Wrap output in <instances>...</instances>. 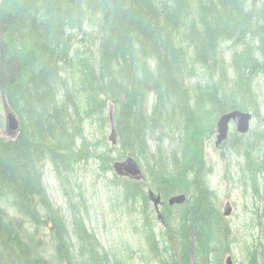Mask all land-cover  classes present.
Masks as SVG:
<instances>
[{
    "label": "trees",
    "instance_id": "16d2710c",
    "mask_svg": "<svg viewBox=\"0 0 264 264\" xmlns=\"http://www.w3.org/2000/svg\"><path fill=\"white\" fill-rule=\"evenodd\" d=\"M259 75L264 0H0V108L19 121L16 134H0V264H128L89 230L85 200L72 198L73 176L91 158L104 175L117 160L142 162L140 180L112 174L110 183L127 202H141L152 260L222 264L231 237L206 179L203 141L223 114L260 116ZM87 122L98 125L99 141L87 139ZM106 126L117 147L106 144ZM228 146L257 191L264 122L247 137L233 131ZM48 163L67 217L42 185ZM150 192L161 200L159 230ZM180 194L185 202L168 206ZM261 251L247 264H264Z\"/></svg>",
    "mask_w": 264,
    "mask_h": 264
},
{
    "label": "rangeland",
    "instance_id": "374dc122",
    "mask_svg": "<svg viewBox=\"0 0 264 264\" xmlns=\"http://www.w3.org/2000/svg\"><path fill=\"white\" fill-rule=\"evenodd\" d=\"M255 1L257 2V0ZM221 49L227 61L231 63L233 48L230 43H224ZM200 79H202V74L193 81ZM254 90L262 108L258 118L252 117L249 131L244 134L245 137L251 131L261 130L263 127L264 75H259L256 78ZM5 126L6 114L0 108V134L8 133ZM105 129L103 133L106 144L117 147V137L111 134V129L108 126ZM233 131H235V124L230 122L227 139L220 145L215 144L216 126L214 134L204 139L205 161L210 168L206 179L209 187L216 194L220 212H223L227 202L232 207L231 214L225 217L231 243L228 253L223 257L222 264H226L227 257L231 258L232 264H247L251 251L257 249L259 255L264 249V247L260 248L261 245L264 246V174L258 175V188L257 191H254L248 175L243 171L242 157L235 154L228 146ZM85 135L89 141L96 142L101 139V133L98 132V125L95 123H85ZM97 146H100L97 152L99 153L103 148L101 144ZM262 154L264 156V147ZM115 155L114 151L113 156ZM117 161L120 162V160ZM137 162L142 165V162L138 160ZM98 164L99 161L96 158H91L86 164L79 166L73 176V182L77 188L72 192V198L75 197L76 201L77 197L85 200L84 217L87 227L96 235L108 253L124 259L128 264H157L150 257L144 238L141 202H127L123 197L122 190L110 183L111 176L114 174L113 169L112 172L104 175L100 173ZM122 177L129 179L125 176ZM41 182L54 210L67 217L68 200L60 186L59 179L54 176V170L50 163L46 164L42 170ZM149 208L151 209L152 224L156 230H159L162 224L156 218L152 200ZM9 210L11 212V209ZM40 237L44 239L42 245L46 249L45 256L52 260L54 253L49 242L48 231L45 229Z\"/></svg>",
    "mask_w": 264,
    "mask_h": 264
},
{
    "label": "water",
    "instance_id": "95a60500",
    "mask_svg": "<svg viewBox=\"0 0 264 264\" xmlns=\"http://www.w3.org/2000/svg\"><path fill=\"white\" fill-rule=\"evenodd\" d=\"M251 112H241V111H232L226 114H223L216 122V145H220L223 141L227 139L229 132V124L233 122L235 124V130L237 133L244 135L249 131L250 123L252 120ZM6 132H11L16 134L19 130V121L15 115H13L10 111L6 112ZM111 134H113V128L111 129ZM112 169L114 174L117 176H127L133 178L135 180H140L142 178V169L140 165L133 159L127 158L124 161H116L112 164ZM149 196L153 202V206L156 209L157 217H160V212L158 205L161 200L160 197L157 196L154 198V194L152 192L149 193ZM185 201V196L183 194L175 195L167 200L168 206L172 207L175 205H181ZM232 207L227 202L224 205L222 215L227 217L231 214ZM226 264H232L231 258H226Z\"/></svg>",
    "mask_w": 264,
    "mask_h": 264
},
{
    "label": "bare ground",
    "instance_id": "6f19581e",
    "mask_svg": "<svg viewBox=\"0 0 264 264\" xmlns=\"http://www.w3.org/2000/svg\"><path fill=\"white\" fill-rule=\"evenodd\" d=\"M185 196V195H184ZM185 200H186V196H185ZM185 202V201H184Z\"/></svg>",
    "mask_w": 264,
    "mask_h": 264
},
{
    "label": "flooded vegetation",
    "instance_id": "af4514ba",
    "mask_svg": "<svg viewBox=\"0 0 264 264\" xmlns=\"http://www.w3.org/2000/svg\"><path fill=\"white\" fill-rule=\"evenodd\" d=\"M127 178V177H126ZM225 261H226V259H225Z\"/></svg>",
    "mask_w": 264,
    "mask_h": 264
}]
</instances>
